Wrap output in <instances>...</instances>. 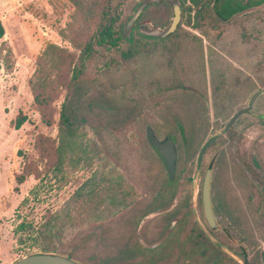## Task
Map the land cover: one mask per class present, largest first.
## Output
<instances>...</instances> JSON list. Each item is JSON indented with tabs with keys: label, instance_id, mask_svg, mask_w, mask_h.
<instances>
[{
	"label": "rangeland",
	"instance_id": "obj_1",
	"mask_svg": "<svg viewBox=\"0 0 264 264\" xmlns=\"http://www.w3.org/2000/svg\"><path fill=\"white\" fill-rule=\"evenodd\" d=\"M140 1H109L122 27ZM194 9L190 24L181 8L177 28L155 37L144 32L166 27L172 6L147 5L131 36L93 45L73 79L97 11L70 0H0V264L40 251L16 249L18 220L37 227L57 209L55 252L85 264H243V255L264 264V4L199 27ZM45 47L39 106L32 83ZM255 91L251 111L222 131ZM62 106L77 126V137H65L72 148L60 130ZM19 111L27 119L16 128ZM148 125L173 137L172 178L148 142ZM218 131L197 170L202 143ZM209 167L213 228L201 194ZM93 174L103 186L83 190L94 189L92 198L76 196Z\"/></svg>",
	"mask_w": 264,
	"mask_h": 264
},
{
	"label": "trees",
	"instance_id": "obj_2",
	"mask_svg": "<svg viewBox=\"0 0 264 264\" xmlns=\"http://www.w3.org/2000/svg\"><path fill=\"white\" fill-rule=\"evenodd\" d=\"M70 1L79 7L82 12L97 11L95 24L96 29L85 43L82 53L78 57V61H76L72 66L71 78L75 79L80 71H82L85 67L93 45H104L106 47L117 46L120 39H126L127 37L122 34L121 28L123 23L119 21V12L115 10L116 7L114 8L111 3H109L110 0H92L91 2H87L86 0ZM180 3L182 11L185 14L184 17L186 24L191 23V12L193 11V8H195L194 14L196 20L193 25L195 27H199L206 19H213L219 21V23H226L237 14L264 4V0H180ZM3 34L4 27L0 20V38ZM123 53L125 54V52ZM41 54L42 55L40 56L39 66L35 76L36 78L32 83V89L34 91V101L39 106H45L46 47ZM26 119L27 116L19 111L15 117V127L18 128L24 121H26ZM59 119L60 130L63 132L64 138L77 137V126L73 121L72 115L67 112L66 107L62 106L60 109ZM66 140L64 141V146L68 145L72 148V142L70 140ZM56 151L58 158L61 159L63 155V147H60L58 144L56 146ZM70 158L71 157H69V159ZM29 174H31V172H29ZM25 176V173H19L16 180L21 182L25 179ZM95 176L96 174H93L92 177L86 179L80 187H78L79 189L75 192V195L83 196L82 198H92L95 195V192L103 186V182H99L101 176ZM93 186H96L95 192L94 189L86 191L85 193L83 192V190H87L89 187L92 188ZM62 213L63 212L60 209L50 212L46 219H44V221L42 220L37 227H33V221L26 219V217H22V219L18 220L13 229V235L16 236V241L19 246L16 247V249L24 250L27 247H37L40 251H57L58 246L56 239L59 238L57 229L61 225L60 221L62 219ZM66 254L72 255L71 253Z\"/></svg>",
	"mask_w": 264,
	"mask_h": 264
},
{
	"label": "water",
	"instance_id": "obj_3",
	"mask_svg": "<svg viewBox=\"0 0 264 264\" xmlns=\"http://www.w3.org/2000/svg\"><path fill=\"white\" fill-rule=\"evenodd\" d=\"M159 0H141L135 7L134 12L130 15L129 19L125 22L122 27V32L125 37L129 38L131 36L132 28L134 26L135 20L143 12L144 8L154 2ZM168 1L172 6L173 15L169 24L163 28H153L149 31L144 32L145 34L155 36V37H165L169 33L173 32L180 20H181V6L179 0H164ZM260 93V91H255L249 97L246 106L237 109L229 120L224 124L223 130H226L234 120L243 113H248L251 111L255 97ZM222 131H218L209 135L205 141L202 143L196 159V169L199 170L202 164V157L205 149L209 144L214 141ZM146 136L148 137V142L153 146L158 154L161 156L169 178L174 176V168L177 160V153L175 148L174 140L171 136L158 137L155 133L154 128L151 125L145 128ZM210 176L211 168H208L205 172L203 184H202V208L203 215L207 220L209 226H216V219L212 207L211 197H210ZM12 264H85L78 259L64 253L54 252V251H34L21 256L16 259ZM243 264H249L247 258H243Z\"/></svg>",
	"mask_w": 264,
	"mask_h": 264
},
{
	"label": "flooded vegetation",
	"instance_id": "obj_4",
	"mask_svg": "<svg viewBox=\"0 0 264 264\" xmlns=\"http://www.w3.org/2000/svg\"><path fill=\"white\" fill-rule=\"evenodd\" d=\"M135 26H136V24L134 25V27L133 28H135ZM164 136H166V135H164ZM167 136H170V135H167ZM147 137V136H146ZM163 137V136H162ZM172 137V136H171ZM173 138V137H172ZM147 139H148V137H147ZM164 163V162H163ZM165 165V164H164ZM166 167V166H165ZM210 168V167H209ZM208 169V168H207ZM206 169V170H207ZM206 172V171H205ZM204 175H205V173H204ZM203 179H204V177H203ZM202 194V193H201ZM203 209V208H202ZM205 218V217H204ZM206 220V219H205ZM206 222H207V220H206ZM207 224H208V222H207ZM208 226H209V224H208ZM210 228H213V227H211V226H209ZM244 257H246L247 258V256L246 255H243L242 256V261H243V258ZM247 261H248V258H247ZM249 262V261H248ZM243 263V262H242ZM250 264V263H249Z\"/></svg>",
	"mask_w": 264,
	"mask_h": 264
}]
</instances>
